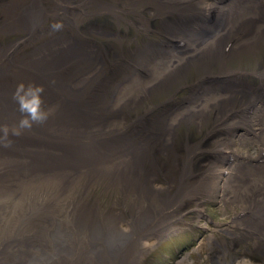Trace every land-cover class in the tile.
Returning a JSON list of instances; mask_svg holds the SVG:
<instances>
[{"label":"bare ground","instance_id":"1","mask_svg":"<svg viewBox=\"0 0 264 264\" xmlns=\"http://www.w3.org/2000/svg\"><path fill=\"white\" fill-rule=\"evenodd\" d=\"M70 3L0 0V33L7 37L0 40V125L11 128L20 118L12 98L20 82L42 85L45 107L53 109L45 124L20 136L0 134V264H140L152 240L179 226L171 217L183 201L213 194L238 207L231 224L242 226L237 233L264 258V93L253 86L257 80L264 88V66L239 67L264 51V0ZM70 7L99 17L83 19L81 28L77 16L68 27L57 21L63 25L54 27L53 38L35 43L45 35L47 18ZM143 8L163 20L168 42L149 40L122 55L129 65L116 83L111 72L100 73L109 46L80 30L101 35L121 13ZM192 72L199 77L195 88L190 85L195 94L164 111L159 134L150 138L169 147L179 126L243 130L222 145L217 141V159L196 183L193 155L205 141L184 140L185 160L168 196L147 167L148 137L132 141L126 115L151 90L183 87ZM252 143L259 148L255 157L236 153L237 145ZM96 189L108 196L105 210L94 202L84 206ZM232 246L220 254L231 258Z\"/></svg>","mask_w":264,"mask_h":264},{"label":"rangeland","instance_id":"2","mask_svg":"<svg viewBox=\"0 0 264 264\" xmlns=\"http://www.w3.org/2000/svg\"><path fill=\"white\" fill-rule=\"evenodd\" d=\"M73 1L62 0V2H69V5ZM102 1L110 2L111 4L114 2V0ZM45 7L48 11L53 10L52 3H47ZM148 9L133 10L128 12V15L121 13L118 19L111 18L114 20L112 29L109 26V29L104 27L107 32L103 31L101 35L96 33L97 30L95 29L80 30L82 35L95 41L96 44L101 43L102 46H109L110 51L104 56V65L101 67L100 73L111 72V79L114 77V82L116 83L129 65L125 62L122 55L126 57L132 50L148 44L149 40L151 43L164 44L168 42L163 28L160 26L163 20L160 17L155 18L156 15H151ZM61 12L60 16L58 15L56 18H51V16L47 18L46 24L48 25L43 29L45 35L41 34L35 43L40 44L52 39L55 30L54 26L58 24L57 21H62L68 27L69 18L73 19L74 16H77L75 19L77 23L86 18L99 17L98 14L89 11L82 13L80 9L71 7L63 9ZM59 25L62 26L63 24ZM79 28H81V22L79 23ZM55 33L58 34V32ZM4 37L6 35L0 33L1 41H3ZM255 64L264 66V51L251 62L240 63L239 67L248 71L253 69ZM198 78V75L192 72L185 80L183 87L177 86L178 89L175 91L151 90L126 115L130 124L127 132H130L133 137L132 141H141V139L148 137V145L150 144L148 152L150 153L151 163H148L147 167L153 176L154 185L164 189L166 191L165 195L168 196L175 191L174 186L180 175L181 162L185 160L184 140L188 142L194 141L195 143L205 141V143L198 145V149L193 155L194 164L192 165V171L194 177L191 178V181L196 183L200 176L206 173L207 168L217 159L213 152L217 141H220V143H217L218 145H222V142L228 141L232 136L235 139L236 132L243 130V127L235 126L232 127L233 130L221 129L218 132L211 133V129L208 126L201 128L190 127L188 129L184 126H179L175 129L176 139H174L172 146L169 147H163L161 142L156 140V137L150 138V134H159L157 129L159 125L156 124L157 122L159 123L164 111L167 114L175 111L182 106L183 100L187 101L193 97L195 91L190 85L195 88L194 85H197ZM253 86L256 92H260L263 95L264 88L258 87L259 82L257 80L253 82ZM186 136L190 139H186ZM258 149L255 143L244 148L239 145L235 147L236 153L245 152L246 155L253 157L259 153ZM205 160L206 162H204ZM203 176L201 177L203 178ZM220 196L213 194L210 197L199 196L195 199L183 201L182 205L176 208L171 217L173 222L179 223V226H174L172 230H168L161 239L152 240L140 264H228L230 260L235 259V256L237 258L247 256L254 260L255 264H264V258L256 255L258 250L254 249L253 242L243 241V237L237 233L236 230H240L239 227L242 226L234 227L231 224L236 215L237 217L239 216L238 207H236L237 211L235 208L227 207L221 201ZM87 202L88 204L94 202L97 205H102L105 210L106 207L104 206L108 202V196H104L99 189H96L90 192L89 197H86L85 207H87ZM226 230L231 231L233 236L226 234ZM222 240L224 243H222ZM229 244L231 246L234 244L232 247H237L232 252L231 258L220 254V250H226ZM182 257L184 259L180 263Z\"/></svg>","mask_w":264,"mask_h":264},{"label":"clouds","instance_id":"3","mask_svg":"<svg viewBox=\"0 0 264 264\" xmlns=\"http://www.w3.org/2000/svg\"><path fill=\"white\" fill-rule=\"evenodd\" d=\"M54 27L59 28L61 25L57 24ZM44 87L33 82L25 84L20 82L16 85L12 98L18 106L20 118L16 125L9 128L8 125H0V134L3 139L7 140L9 135L20 136L23 131L31 130L33 126L43 125L47 122L49 117L53 114L51 107H45L43 99ZM148 244H145L147 247ZM228 264H255L251 258L244 256L230 260Z\"/></svg>","mask_w":264,"mask_h":264}]
</instances>
